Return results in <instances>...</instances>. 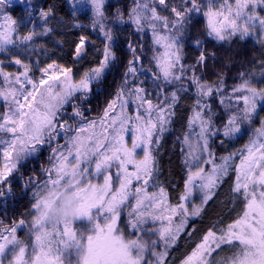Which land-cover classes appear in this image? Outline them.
Listing matches in <instances>:
<instances>
[{
  "label": "snow or ice",
  "instance_id": "6c2138e0",
  "mask_svg": "<svg viewBox=\"0 0 264 264\" xmlns=\"http://www.w3.org/2000/svg\"><path fill=\"white\" fill-rule=\"evenodd\" d=\"M150 2L152 7H149V2L135 0L129 20L137 32L150 28L154 45L164 49L163 53L153 56L158 69L152 73L155 80L162 78L170 84L180 81L187 71L182 63L186 42L184 29L195 13L202 12L206 18V36L216 41H231L236 37L244 40L255 36L257 29L264 36V15L260 14L264 12V0H204L203 3L200 0H183L185 6L180 10L168 5L167 0ZM9 3L10 0H0V8ZM90 3L99 23V18L104 16V0H90ZM157 4L165 10L170 7L176 19L170 22L168 16L157 10ZM50 11H42V17L47 19ZM117 15L120 17L119 12ZM4 21L0 24V51L17 42L13 39L18 31L17 21L10 16H4ZM177 25L182 27L177 28ZM158 26L167 31L161 34L157 31ZM100 27L106 39L103 57L78 79L74 78L71 67H63L55 61L38 68L41 75L37 79L28 75L31 68L20 59L15 63L24 69L21 73L23 80L18 75L10 79L14 74L0 68L6 84L19 85L18 88H0V100L4 104V110L0 111V197H5L6 193L13 195L9 177L18 172L22 163L39 154L44 146H48L50 151L49 166L41 168L43 181L37 183L33 176L25 182V186L36 183L38 188L33 193L32 208L35 211L27 227L28 240L17 236L18 229L26 224L24 219L14 221L11 226H5L0 220V264H165L168 250L187 226L189 216L195 218L200 215L204 205L215 195V189L228 175L230 161L237 155L221 156V163L215 162L208 139L216 134L208 131L211 118L194 110L189 128L191 130L192 125L199 122V131L193 130L184 136V144L187 145L184 163L188 166L189 175L180 200L189 201L193 185L200 181L195 184L202 193L200 204L194 205L191 211L185 203L169 204L168 194L158 181L152 185L158 190L148 191L149 181L158 172L152 154L153 138L158 147L166 125L175 115L170 110L179 97L173 91L170 97L164 96L162 100L158 97L159 102L154 104L145 88L134 86L127 95L135 98L136 113L134 116L126 113L125 86L129 82V74L136 77L140 60V54L131 43L127 45L131 59L126 65L125 86H121L103 115L77 127L68 124L67 120L57 119L60 108L76 93L81 94L77 99H87L92 84L102 80L106 70L117 59L112 47V31H104L103 24ZM34 35L29 32L18 39L27 43ZM190 39L201 50L196 64L203 66L207 59L203 51L204 41L199 36ZM260 42L264 43V39ZM85 46V38L81 36L74 49L76 59L84 57ZM261 55L264 56V52ZM259 63L260 75L264 77V60ZM190 79L199 96L213 94L212 85L201 82L195 75ZM257 84L264 85V79L253 83L244 72L240 73V83L233 87L232 92L241 93L236 99L244 103L243 115L229 117L224 126V136L240 133L238 119L251 121L258 103L264 110V86L257 87ZM222 87L221 77L215 91H221ZM165 100L167 104L162 107ZM196 104L201 108L208 107L200 100ZM73 108L74 116H83L78 107L73 105ZM62 131L64 135H61ZM129 132L132 135L126 139ZM190 135L195 139H190ZM58 139H63L64 144H53ZM239 154L241 159L234 169L236 177L231 191L238 194L232 197L233 200L242 198V211L226 227L217 231L209 229L180 264H264V120ZM129 165L133 167L132 171H129ZM204 165H211L210 170L205 171ZM133 181L137 182L135 187ZM125 210L126 220L122 221ZM177 215L181 219L173 227V218ZM165 220L167 224L163 223ZM157 222H160L159 227H155ZM125 228L131 230L127 235ZM160 241L164 250L158 252Z\"/></svg>",
  "mask_w": 264,
  "mask_h": 264
},
{
  "label": "trees",
  "instance_id": "16d2710c",
  "mask_svg": "<svg viewBox=\"0 0 264 264\" xmlns=\"http://www.w3.org/2000/svg\"><path fill=\"white\" fill-rule=\"evenodd\" d=\"M201 3L204 0H200ZM35 9V14L28 18V0L25 5L15 7L1 8L5 12H10L16 19H28L27 23L21 24L20 32L22 36L28 35L31 31H45L47 26L52 27L51 32L44 37L36 38L40 43L50 49L54 61L63 66L71 67L74 71L86 72L90 68L95 67L102 55H94V47L102 49L105 44L98 36V27L94 23L93 17L87 11L82 13H73L67 0H30ZM135 0H106L104 5V22L106 28L112 31L113 50L117 57L116 61L110 66L108 73L91 87V92L87 94V99H72L69 106L68 115H64L62 119L69 121L72 126L77 127L93 120L99 119L108 104L114 99L118 90L124 83V75L127 71L126 65L131 59V53L127 47L131 43L137 53L140 54V65L145 72V78L148 80L142 85L146 92L157 93L160 97L169 96L173 91L179 97L178 102L172 109L175 115L171 118V123L159 139V146L153 144V156L155 157L158 172L153 174V180H150L151 186L149 191H157V187H153L154 181H158L159 185L164 187L168 194L169 202L172 205L181 203V194L185 191V181L189 175L188 166L185 165L184 159L186 155L184 136L190 134L189 120L193 117L194 110L202 111L196 102L203 98L200 97L194 88L190 77L195 75L200 78L201 82H207L214 88L213 94L203 103L208 107L204 109V115L211 118V126L209 132H215L210 138V150L215 154L217 164L221 163V156H229L237 153L232 161H230L231 170L228 175L223 178V183L215 189V195L203 207V211L198 217L191 218L187 227L182 231L176 241L168 250V257L165 264H180L181 260L189 254L195 245L201 240L202 236L209 230L217 231L219 228L226 227L232 223L237 215L242 211V198L233 200L235 195L231 188L235 183L234 165L239 160L240 150L248 144L253 138V133L260 128L261 120H264V110L261 107L252 115L251 121L246 125L245 120L238 119L237 123L241 127V132L234 139L227 138L221 132L231 115L237 113L232 102L234 97L240 96L241 93L233 94L232 89L240 83V73L244 72L247 78L253 83L260 75L261 65L259 61L264 60L261 55L264 52V43H261L262 37L259 32L255 36H248L244 40L238 37L231 41H216L206 36V18L201 13L193 14L191 23L184 29L185 44L183 48L182 63L186 66L187 71L184 73L180 81L165 83L162 79L155 80L152 73L158 72L153 56L160 53L153 43V36L147 29L143 32H137L136 28L129 20V12L134 6ZM168 5L177 7L180 10L183 6V0H167ZM158 11L162 15L169 17V21L176 19L170 7L165 10L163 6L156 5ZM49 22H43L39 19L40 11L48 12ZM203 11V9H202ZM120 13L118 17L117 13ZM77 25L92 27L93 32L85 34L90 39L87 46L86 55L77 60L74 57L75 46L79 43L80 37L84 36L76 28ZM171 27V23H170ZM182 27L177 25V28ZM258 30V29H257ZM84 32V31H81ZM199 36L203 41V51L207 59L203 66L197 65L196 60L200 55V49L196 48L190 37ZM37 37L36 35L33 38ZM55 43V44H54ZM59 44V46L57 45ZM100 51V50H99ZM139 65V64H138ZM137 65V67H138ZM194 66V72H193ZM150 70V71H149ZM223 78V87L221 91H215V86L220 84V78ZM264 79L262 77L260 80ZM257 80V81H256ZM152 84V88H149ZM157 85H160L157 88ZM258 87H261L257 84ZM178 89H186L179 91ZM149 92V93H150ZM150 95V94H149ZM154 99V97L150 96ZM228 97H231L229 99ZM223 100V103H221ZM73 105L78 107L82 112V117L74 116ZM156 141V140H155ZM223 141V143H221ZM184 149V151H181ZM50 155L49 148L40 152L36 157L24 162L18 172H15L10 178L12 180L13 195L0 197V220L5 226H11L14 221L25 219L32 209L33 193L37 188L36 183L25 186V182L29 177H35L37 183H41L44 175L41 171L42 167H48V157ZM215 225V227H213ZM193 229H195L193 231ZM191 233V234H189ZM159 251H163L164 247H158Z\"/></svg>",
  "mask_w": 264,
  "mask_h": 264
},
{
  "label": "rangeland",
  "instance_id": "374dc122",
  "mask_svg": "<svg viewBox=\"0 0 264 264\" xmlns=\"http://www.w3.org/2000/svg\"><path fill=\"white\" fill-rule=\"evenodd\" d=\"M26 1L27 0H24V2L22 3V2H20V0H10V3L9 4H6V5H4L3 7H15V6H18V5H25L26 4ZM68 1V4H69V6H70V9H71V11L73 12V13H82V12H85V11H87L88 13H90V15L93 17V19H94V23H95V25L98 27V31H99V34H98V36H99V38L101 39V40H104L105 41V43H106V39H105V36H104V32L103 31H101V27H100V25L101 24H103V26H104V31H108V29L106 28V23L104 22V16L103 17H100L99 18V23H97L96 21H97V17L94 15V10H93V6H92V4L90 3V0H67ZM141 2H149V7H152V3L150 2V0H141ZM105 3H106V0H104V5H105ZM2 7V8H3ZM103 9H104V7H103ZM28 12V18L29 17H32V16H34V14H35V9H34V7H33V4H31V3H29L28 2V6H27V9H26ZM158 10V9H157ZM0 12H2L3 13V15H0V24H4L5 23V21H4V16H10L12 19H15L16 21H17V25H16V28H17V34L16 35H14L13 36V39H15L17 42H16V44H11V45H6L5 46V49H4V51H0V61H2V63H0V68H2L5 72H7V73H12V74H14L13 76H11L10 77V79H14V76H20V78H21V80H23L24 79V77L21 75V73L24 71V69L21 67V65H18V64H16L15 63V60L16 59H20V60H22L25 64H28L29 66H30V68H31V71L28 73V75L30 76V77H32L33 79H37V78H39V76L41 75V73L37 70L38 68H43V67H46L48 64H50V63H52L53 61H54V58H53V56H52V54L50 53V49L48 48V47H46V46H44V44L43 43H40L39 42V40L37 41L36 40V38H39V37H44V36H46V35H48V32L50 33L51 32V30L53 29L52 27H50V26H47L46 27V29H45V31H43V32H39V31H37V32H35V31H31V32H33V33H35V35L37 36V37H35V38H33L30 42H27V43H21L20 42V40L18 39V37H22V35H21V32H20V26H21V24H25V23H27V21H28V19H22V20H19V19H16V18H14L13 16H12V14H10V12H5L4 10H2L1 8H0ZM41 12L42 11H40L39 12V14H38V17H39V19H41L43 22H49L48 21V17H50V16H48L47 17V19H44L43 17H42V15H41ZM257 12H260V9L259 8H257ZM260 14L261 15H264V12H260ZM142 23H147V22H144V21H142ZM132 24V23H131ZM133 25V24H132ZM134 27H135V25H133ZM76 28L78 29V31L81 33V34H83L84 36V38H85V50H84V52H85V55H86V53H87V46H88V42L90 41V39L88 38V37H86L85 36V34L87 35L88 33H90V32H93V28L92 27H86V26H82V25H77L76 26ZM136 28V27H135ZM50 29V31H47V30H49ZM148 30V31H150L151 33H152V30L150 29V28H148V27H145V29L144 30ZM81 31H84V32H81ZM157 31L158 32H160L161 34H163L164 32H166L167 30H165V29H162V28H160L159 26L157 27ZM257 32H259V30H257ZM46 33V34H45ZM256 35V34H255ZM153 36V35H152ZM262 37V39H264V36H261ZM40 39V38H39ZM55 44V43H54ZM58 46H59V44H57ZM104 46H105V44L103 45V47H102V49L100 48V49H98V48H96V47H94V49H93V51H94V55L95 56H99V54H101L102 55V57H103V49H104ZM156 47L157 48H160V53H163V51H164V49L161 47V46H159V45H156ZM100 50V51H99ZM84 55V56H85ZM78 60V59H77ZM80 60V59H79ZM138 72H137V75H136V77L135 78H132L131 77V75L129 74V82H128V84L125 86V81H124V83L122 84V86H125V99L128 101V106H127V108L125 109V111H126V113L128 114V115H131V116H134L135 115V113H136V108H137V104H136V102H135V98L134 97H131V96H128L127 95V92L128 91H130L134 86H140V87H142V85L143 84H145L146 82H148V80L145 78V72H144V70H143V68L141 67V65H140V62H139V65H138ZM141 68H142V70H141ZM73 70V69H72ZM110 70V68L108 69V70H106V72H105V75L108 73V71ZM83 73H84V71H82V69H79V71H74L73 70V76H74V78H76V79H78L80 76H82L83 75ZM104 75V76H105ZM184 76V75H183ZM183 76L181 77V79L183 78ZM262 77H260V76H258L256 79L259 81L260 79H261ZM162 79V78H161ZM163 80V79H162ZM256 80V81H257ZM141 81H143V83L141 84L140 82ZM175 82V81H174ZM177 82V81H176ZM96 82H94L93 84H95ZM166 83V82H165ZM92 84V85H93ZM260 86H264V85H260ZM8 87H19V85H15V84H6L5 82H4V78H3V76L2 75H0V88H8ZM30 87V86H29ZM92 87V86H91ZM153 86H152V84H149V88H152ZM258 87V86H257ZM194 88H195V91H196V93H197V87H196V85L194 84ZM91 92V91H90ZM89 92V93H90ZM150 91H148V92H146V93H148V94H150V96H152V97H154V99L152 98V100H153V103L155 104V103H157V102H159V100H158V97L160 98V100H162V98L163 97H160V95L159 94H157V93H153V92H150ZM88 93V94H89ZM79 95H81L80 93H76L75 95H74V97H76V96H79ZM73 97V98H74ZM116 97V96H115ZM114 97V98H115ZM169 97H170V95H169ZM200 97H202V96H200ZM210 96H208V97H202L203 98V100H202V103L201 104H204L203 102L204 101H206L208 98H209ZM72 98V99H73ZM72 99H71V101L70 102H68V103H65L61 108H60V110L58 111V113H57V119H59V120H61V121H64V119H62V117H63V114L64 115H67V116H70V115H68V113H70V111H69V106H70V104H71V102H72ZM232 102L234 103V108L236 109V108H238L239 107V109L237 110L236 109V111H237V113L238 114H240V116H242L243 115V113H242V109H243V107H244V103H243V101L242 100H238V99H236V97H234L233 98V100H232ZM167 104V101L165 100V101H163V103L161 104V106L163 107L164 105H166ZM259 103H258V106H257V109L259 108ZM204 109L205 108H202V113L204 114ZM4 110V104H3V101L2 100H0V111H3ZM117 111H119V109L117 108ZM141 112H143V109H141L140 110ZM170 111H172V109L170 110ZM254 114V113H253ZM252 114V115H253ZM110 115H115V113H111ZM155 115V114H154ZM237 116V115H236ZM172 118V117H171ZM170 118V119H171ZM98 120V119H97ZM68 122V124H71L69 121H67ZM91 122V121H90ZM87 123H89V122H87ZM87 123H84V124H87ZM245 123H246V125L247 124H249V121H247V120H245ZM72 125V124H71ZM169 126V124L168 125H166V129H167V127ZM74 127V126H73ZM199 131V122H197L196 124H194V125H192V129H191V131ZM224 130V129H223ZM223 130H222V134H223ZM97 131H99V128H97ZM165 132V131H164ZM163 132V133H164ZM87 133H82L81 135H86ZM61 135H64V133H63V131H62V133H61ZM68 135H71V133H68ZM132 135V133L131 132H129L127 135H126V139L129 137V136H131ZM237 135H238V133H235V134H233V135H230V136H226L227 138H231V139H234V138H236L237 137ZM190 139H192V140H194L195 139V137L194 136H191L190 135ZM208 139H209V145H210V138L208 137ZM60 143V144H64V141H63V139H58V141H53V144H56V143ZM156 144V141H155V137L153 138V144ZM185 145V144H184ZM48 148V146H44L43 148H42V150H41V152L42 151H44L45 149H47ZM209 149H210V147H209ZM138 152H140V150L138 149L137 150ZM185 151H186V153H187V145H185ZM38 155V154H37ZM36 155V156H37ZM36 156H34V157H36ZM204 156H207V153H204ZM34 157H31V158H29L28 160H30V159H32V158H34ZM241 159V155H239V160ZM27 160V161H28ZM239 160H238V162L234 165V168L233 169H235V167H236V165H238V163H239ZM26 162V161H25ZM22 164H24V163H22ZM21 164V165H22ZM204 167H205V171H208V170H210V168H211V165H204ZM133 170V167L131 166V165H129V171H132ZM230 170H231V167H229V170H228V172H230ZM113 172L115 171V169H113L112 170ZM15 173V172H14ZM13 173V174H14ZM235 176H236V172H235ZM12 177V176H11ZM11 177H9V179L11 178ZM200 183V181H196L195 182V184H199ZM195 184L193 185V194H192V196L189 198V201H182L181 203H185L186 204V206L189 208V211H191V209H192V207L194 206V205H199L200 204V199H201V196H202V193L199 191V189L195 186ZM137 185V182L136 181H133V187H135ZM151 186V183L149 182V187ZM149 187H148V191H149ZM38 190V188H36V190H35V192ZM150 192V191H149ZM235 195H236V193H234ZM238 195V194H237ZM168 202H169V198H168ZM169 204H171L170 202H169ZM35 210L32 208L31 209V211H30V213L25 217V221H26V224H25V226H23V227H21V228H19L18 229V231H17V236L19 237V238H21V239H25V240H28V234H27V227H28V225H29V223H30V221H31V219H32V213L34 212ZM192 217L191 216H189V218H188V221H189V219H191ZM121 219H122V221L123 220H126V210H125V212H123L122 213V216H121ZM180 219H181V217L179 216V215H177V216H175L174 218H173V227H175L177 224H179V222H180ZM163 223L164 224H167L168 222L165 220V221H163ZM188 224V223H187ZM123 226V225H122ZM160 226V222H157L156 223V225H155V227H159ZM187 227V226H186ZM186 227L184 228V230L186 229ZM183 230V231H184ZM131 230L130 229H128V228H125V234L127 235L129 232H130ZM153 238H156V237H153ZM164 247V245H163V242L162 241H160V242H158V247ZM158 247H157V249H156V251H158L159 252V249H158ZM223 247H227V246H223ZM216 255V253H213V256H215ZM152 259H154V257H152ZM173 259H174V257H172V259L170 260V262L168 263V264H170L172 261H173Z\"/></svg>",
  "mask_w": 264,
  "mask_h": 264
}]
</instances>
